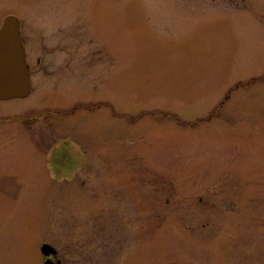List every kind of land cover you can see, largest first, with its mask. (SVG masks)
<instances>
[{
  "label": "rangeland",
  "instance_id": "374dc122",
  "mask_svg": "<svg viewBox=\"0 0 264 264\" xmlns=\"http://www.w3.org/2000/svg\"><path fill=\"white\" fill-rule=\"evenodd\" d=\"M8 15L31 87L0 101V264H264V0Z\"/></svg>",
  "mask_w": 264,
  "mask_h": 264
},
{
  "label": "water",
  "instance_id": "95a60500",
  "mask_svg": "<svg viewBox=\"0 0 264 264\" xmlns=\"http://www.w3.org/2000/svg\"><path fill=\"white\" fill-rule=\"evenodd\" d=\"M20 22L13 15L6 16L0 26V101L23 99L30 92V73L25 62V51L20 39ZM43 264H60L50 257L57 255L48 245L40 246Z\"/></svg>",
  "mask_w": 264,
  "mask_h": 264
},
{
  "label": "flooded vegetation",
  "instance_id": "af4514ba",
  "mask_svg": "<svg viewBox=\"0 0 264 264\" xmlns=\"http://www.w3.org/2000/svg\"><path fill=\"white\" fill-rule=\"evenodd\" d=\"M19 31H20V26H19ZM20 39H21V36H20ZM21 42H22V45H23V41H22V39H21ZM23 47H24V45H23ZM38 61H40V60H38ZM30 73V72H29ZM30 87H31V85H30ZM30 93V92H29ZM53 261H56V260H59L58 258H57V255L55 256V257H52L51 258ZM60 261V260H59Z\"/></svg>",
  "mask_w": 264,
  "mask_h": 264
},
{
  "label": "trees",
  "instance_id": "16d2710c",
  "mask_svg": "<svg viewBox=\"0 0 264 264\" xmlns=\"http://www.w3.org/2000/svg\"><path fill=\"white\" fill-rule=\"evenodd\" d=\"M33 120H34V118H31V119H30V121H33Z\"/></svg>",
  "mask_w": 264,
  "mask_h": 264
}]
</instances>
